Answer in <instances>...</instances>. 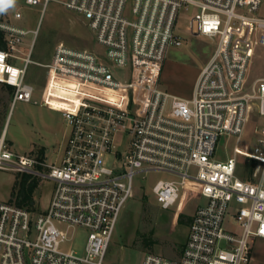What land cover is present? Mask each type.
Returning a JSON list of instances; mask_svg holds the SVG:
<instances>
[{"label": "built area", "instance_id": "2783aa9c", "mask_svg": "<svg viewBox=\"0 0 264 264\" xmlns=\"http://www.w3.org/2000/svg\"><path fill=\"white\" fill-rule=\"evenodd\" d=\"M50 0H24L42 4ZM261 0H69L65 5L87 19L103 53L59 41L48 63L31 57L37 30L17 23L22 12L0 13V84L17 100L32 101V62L45 67L42 101L60 111L69 135L55 161L34 150L19 153L7 143L9 115L0 133V168L49 178L54 188L45 210L15 201L0 202V264H105L120 211L134 195L139 173L164 172L152 192L163 208L194 180L202 201L192 212L189 231L176 258L145 252L140 264H248L255 239H264V124L253 147L255 181L237 175L241 136L252 111L264 118V77L248 86L257 45L264 44ZM181 11L191 15L189 32L217 39L201 67L191 97L162 87L169 50L183 43L177 32ZM33 33L25 55L21 46ZM131 69L128 79L114 72ZM68 107L51 104L59 90ZM35 103L39 101L33 100ZM222 134L236 136L225 160L214 151ZM232 219L238 229L228 231ZM87 232L82 250L65 248L74 231ZM123 264H130L124 262Z\"/></svg>", "mask_w": 264, "mask_h": 264}, {"label": "rangeland", "instance_id": "374dc122", "mask_svg": "<svg viewBox=\"0 0 264 264\" xmlns=\"http://www.w3.org/2000/svg\"><path fill=\"white\" fill-rule=\"evenodd\" d=\"M69 0H50L43 11L42 4H28L24 0H16L15 6L9 8L11 13L19 8L22 12L17 23L26 29L37 30L32 51V59L48 63L52 59L55 45L63 41L74 47H87L97 53H103V46L98 43L94 31L89 27L83 14L68 8ZM258 15L264 16V0H261ZM191 15L181 11L177 18V32L183 43L172 47L164 62L162 87L180 95H191L198 70L206 63L215 49L217 39L212 40L203 35H193L189 30ZM33 33H29L21 49L25 53L29 49ZM45 67L32 62L27 71V79L37 88L32 101L17 100L12 106V89L0 84V133L8 119L6 138L11 149L19 153L31 150L42 153L44 158L53 162L69 135L66 119L60 111L42 101L47 85L48 73ZM118 79L131 76L129 67L114 72ZM264 77V44L257 45L249 66L248 86L256 78ZM64 96L72 90L65 84L53 82ZM48 98L51 104L59 107L69 105L63 97ZM39 102L35 103L33 100ZM66 99V98H65ZM264 118L252 111L246 122L237 154V175L255 181L253 168L255 162L244 155L243 149L253 147L257 141L260 126ZM237 137L228 134L219 136L214 157L225 160L234 152ZM43 147H45V152ZM22 173L0 168V202L12 201L13 192L18 185L16 180ZM164 172L139 173L134 178V195L123 205L116 227L108 247L105 264H140L145 252H153L170 258L181 253L189 231L192 212L203 199L200 185L188 180L182 187L180 197L170 208H163L152 192L154 182L161 178H169ZM37 185L32 192V210L37 214L45 210L51 197L54 182L49 178L35 177ZM225 228L236 231V223L229 219ZM72 238L64 244L65 248L82 250L86 242L87 232L83 229H70ZM258 240L256 241L257 244ZM256 246V245H255ZM260 244L256 246L259 250ZM264 251V249H260Z\"/></svg>", "mask_w": 264, "mask_h": 264}, {"label": "trees", "instance_id": "16d2710c", "mask_svg": "<svg viewBox=\"0 0 264 264\" xmlns=\"http://www.w3.org/2000/svg\"><path fill=\"white\" fill-rule=\"evenodd\" d=\"M17 189L13 192L11 200L21 206L32 207V192L38 180L28 174H23L16 180Z\"/></svg>", "mask_w": 264, "mask_h": 264}, {"label": "crops", "instance_id": "0c3cea01", "mask_svg": "<svg viewBox=\"0 0 264 264\" xmlns=\"http://www.w3.org/2000/svg\"><path fill=\"white\" fill-rule=\"evenodd\" d=\"M201 69V68H200ZM200 69L198 70V73L200 71ZM197 73V75H198ZM197 77V76H196ZM196 80V78H195ZM195 80H194V83H195ZM163 81V80H162ZM193 87H194V84H193ZM170 91V90H169ZM192 91H193V88H192ZM172 92V91H170ZM176 95H179V96H182V97H191L192 95V92H191V95H180V94H177L175 92H172ZM53 108V107H52ZM56 110V109H55ZM64 145V144H63ZM63 147V146H62ZM44 149V152L46 151L45 150V147H43ZM62 150V149H61ZM61 150L59 152H61ZM258 240L257 244H256V241ZM260 244V247H259V250L256 248L257 245ZM256 245V246H255ZM260 249H264V239L263 238H258V239H255L254 242H253V246H252V256H251V260L248 264H264V251H260Z\"/></svg>", "mask_w": 264, "mask_h": 264}, {"label": "clouds", "instance_id": "9594fccd", "mask_svg": "<svg viewBox=\"0 0 264 264\" xmlns=\"http://www.w3.org/2000/svg\"><path fill=\"white\" fill-rule=\"evenodd\" d=\"M16 0H0V13L15 6Z\"/></svg>", "mask_w": 264, "mask_h": 264}, {"label": "bare ground", "instance_id": "6f19581e", "mask_svg": "<svg viewBox=\"0 0 264 264\" xmlns=\"http://www.w3.org/2000/svg\"><path fill=\"white\" fill-rule=\"evenodd\" d=\"M53 82H58V81H56V80H53L52 82H51V84H50V87H52V84H53ZM73 91V90H72ZM59 94V96L60 97H63V98H68V93H64V96L61 94V92H59L58 93ZM69 105H67V106H65V107H68Z\"/></svg>", "mask_w": 264, "mask_h": 264}]
</instances>
